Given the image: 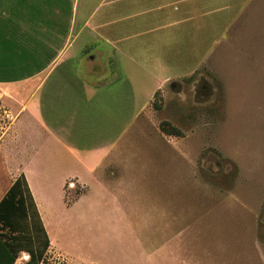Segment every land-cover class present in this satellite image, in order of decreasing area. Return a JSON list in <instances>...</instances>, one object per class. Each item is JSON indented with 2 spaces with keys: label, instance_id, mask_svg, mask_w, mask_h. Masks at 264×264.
Masks as SVG:
<instances>
[{
  "label": "rangeland",
  "instance_id": "1",
  "mask_svg": "<svg viewBox=\"0 0 264 264\" xmlns=\"http://www.w3.org/2000/svg\"><path fill=\"white\" fill-rule=\"evenodd\" d=\"M215 1L198 20L179 18L167 29L172 40L147 52V76H177L135 125L137 181L125 184L130 169L110 166L106 184L76 206L87 190L77 183L66 199L48 200L55 242L39 264H264V0ZM160 24L132 34L148 46ZM164 121L181 134L165 133ZM120 189L137 196L102 191ZM28 260L21 252L18 264Z\"/></svg>",
  "mask_w": 264,
  "mask_h": 264
},
{
  "label": "crops",
  "instance_id": "2",
  "mask_svg": "<svg viewBox=\"0 0 264 264\" xmlns=\"http://www.w3.org/2000/svg\"><path fill=\"white\" fill-rule=\"evenodd\" d=\"M209 1L0 0V106L9 117L0 129V201L24 174L50 249L55 231L48 200L66 199L67 184L87 189L70 205L76 206L99 190L107 167L130 169L125 184L139 178V157L130 154L135 125L157 90L177 76L164 83L147 76V52L172 40L167 29L179 18L202 17ZM155 23H161L159 36L148 46L132 34ZM12 166L20 170H6ZM119 178L115 183L122 184ZM121 189L102 191L117 201L137 196ZM4 241L0 237V264H10Z\"/></svg>",
  "mask_w": 264,
  "mask_h": 264
},
{
  "label": "trees",
  "instance_id": "3",
  "mask_svg": "<svg viewBox=\"0 0 264 264\" xmlns=\"http://www.w3.org/2000/svg\"><path fill=\"white\" fill-rule=\"evenodd\" d=\"M161 129L167 134L180 135L181 131L164 121ZM0 237L14 264L21 252L29 254L27 264L44 261L50 246L37 206L24 174L19 176L0 201Z\"/></svg>",
  "mask_w": 264,
  "mask_h": 264
},
{
  "label": "flooded vegetation",
  "instance_id": "4",
  "mask_svg": "<svg viewBox=\"0 0 264 264\" xmlns=\"http://www.w3.org/2000/svg\"><path fill=\"white\" fill-rule=\"evenodd\" d=\"M202 91L204 92V88H202Z\"/></svg>",
  "mask_w": 264,
  "mask_h": 264
}]
</instances>
